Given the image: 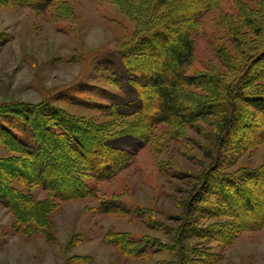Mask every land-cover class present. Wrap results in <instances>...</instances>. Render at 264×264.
<instances>
[{
    "label": "rangeland",
    "instance_id": "374dc122",
    "mask_svg": "<svg viewBox=\"0 0 264 264\" xmlns=\"http://www.w3.org/2000/svg\"><path fill=\"white\" fill-rule=\"evenodd\" d=\"M121 1L60 0L41 12L24 6L23 0H0V104L49 102L81 119L107 121L114 131L132 125L133 119L112 123L96 111L54 99L81 82L119 91L115 82L124 65L116 54L135 36L140 25L137 18L122 9ZM211 1L214 8L202 18L203 34L198 39L196 60L188 74L215 70L228 77L230 72L217 53L223 51L225 56L237 61L250 52L257 39L248 32L244 17L263 16L264 0ZM191 7L186 1L176 5L174 11H188ZM237 27L240 34L246 32V43L244 36L235 34ZM160 29L168 33L169 43H177L175 27L165 23ZM155 45L160 57L151 54L157 61L150 58L136 62L137 69L154 70L160 66L168 47L158 42ZM260 58L251 73L264 71V53ZM260 83L264 86V80ZM144 95L153 97V101L148 99L150 106L156 103L153 88L148 87ZM240 109L239 115L243 116L240 126L243 121L253 125L242 130L244 143L257 138L259 130L264 129V112H257L247 103L241 104ZM217 118L211 116L208 123L198 122L200 133L189 127L174 130L166 125L158 126L152 130L150 144L139 151L132 166L115 179L96 184L100 197L117 198L131 210L128 215L100 213L96 209L98 200L93 199L56 203L48 217L46 235L36 230L23 232L18 228L15 214L0 203V264H177L181 253L183 264H264V229L235 236L230 247L212 242V236L222 225L228 228L232 222L227 217L229 209L231 214L240 212L245 221L256 220L243 197L251 198L254 212L264 205L263 174L259 186L251 182V186L241 191L243 197L234 200L232 189L225 188L227 178L214 176V180H224L217 187L224 185L225 192L231 196H228L229 205L201 192L195 201H190L195 176L211 166L208 154L213 142L209 134ZM238 135V131L231 135L222 167L210 173L212 184V174L234 175L230 176L234 179L243 169L264 165V144L242 154L236 146ZM62 146L54 145V155L70 152L67 144ZM6 155L0 145V156ZM15 168L30 175L37 173L29 163ZM9 169L6 165L5 169L0 168V186L13 177ZM32 193L38 200L49 197L48 192L39 189ZM189 204L192 207L186 219ZM229 230L225 239H231ZM148 244L155 247L149 248ZM142 250L148 251L141 256Z\"/></svg>",
    "mask_w": 264,
    "mask_h": 264
},
{
    "label": "trees",
    "instance_id": "16d2710c",
    "mask_svg": "<svg viewBox=\"0 0 264 264\" xmlns=\"http://www.w3.org/2000/svg\"><path fill=\"white\" fill-rule=\"evenodd\" d=\"M59 1L23 0L24 6L41 12L49 10ZM186 1L192 6L190 10L175 13L176 5ZM120 6L128 15L137 18L140 25L135 36L123 45L121 53L116 54L124 65L115 82L119 91L81 82L54 99L96 111L102 119H110L112 123L133 119L132 125L114 131L108 127L107 121L81 119L64 109L53 107L49 102L38 105L0 104V145L7 153L0 156V168L8 166L13 176L4 186H0V203L15 214L18 228L23 232L36 230L49 234L48 217L53 212L54 204L77 199L98 200L96 209L100 213L128 215L131 210L117 198L100 197L96 184L111 181L132 166L139 151L150 144L152 130L160 125L174 130L189 127L200 133L202 129L198 122L208 123V117H218L217 124H213L212 134H209L213 142V149L208 154L212 160L211 166L202 175L195 176V188L189 192L190 201H195L201 192L203 195H214L225 205L231 204V196L225 192L224 185L217 187L224 180H214V176L227 178L225 188L232 189L233 200L237 196L243 197L241 191L251 186V182L259 186L262 181L259 177L264 175V165L243 169L235 174L237 178L234 179L230 177L234 175L212 174L213 184L209 175L222 167L225 149L231 141L229 139L237 131L236 146L242 154L264 144V129L259 130L257 138L243 143L245 136H240L242 130L253 125L243 121L240 126L243 116L239 115L240 105L246 103L257 112H264V86L260 83L264 80V71L251 73L264 53V15L244 17L248 32L257 39L248 54L235 61L225 56L223 51L217 53L230 72L228 77L215 70L189 75L188 69L196 60L198 39L203 34L202 18L214 8V3L211 0H122ZM165 23L177 30L176 44L169 43L168 33L160 29ZM234 31L236 35L240 34L238 27ZM150 33L151 36L148 35ZM240 35L245 37L243 40L246 43V32ZM239 39L242 40V37ZM156 42L168 47L160 66L154 70L137 69L135 63L152 58L151 54L155 58L160 57ZM148 87L153 88L157 95L156 103L152 102L151 106L149 100L153 101V97L144 95ZM78 94L95 99L83 98ZM61 144H67L70 152L54 155V145L60 147ZM24 163H29L37 173L30 175L15 168ZM88 181L95 184L90 185ZM21 185L24 188H20ZM34 189L48 192L49 197L38 200L32 193ZM243 201L256 220L245 221L240 212L231 214L232 210L229 209L227 217L232 222L228 228L222 225L212 236L213 243L230 247L235 236L264 229V205L254 212L251 198L243 197ZM190 207L192 204L188 206L186 219ZM238 222H241L240 225ZM228 229L232 232L231 239H225ZM148 246L155 247L153 244ZM147 251L142 250L141 256ZM183 258L181 253L177 264H183Z\"/></svg>",
    "mask_w": 264,
    "mask_h": 264
}]
</instances>
